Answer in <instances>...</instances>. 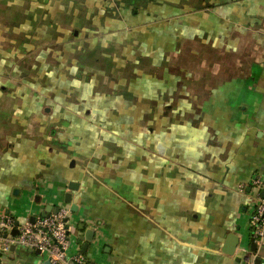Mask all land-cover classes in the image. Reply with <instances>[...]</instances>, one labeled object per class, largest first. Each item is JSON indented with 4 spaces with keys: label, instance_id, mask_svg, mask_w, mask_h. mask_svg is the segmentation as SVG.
Masks as SVG:
<instances>
[{
    "label": "crops",
    "instance_id": "crops-1",
    "mask_svg": "<svg viewBox=\"0 0 264 264\" xmlns=\"http://www.w3.org/2000/svg\"><path fill=\"white\" fill-rule=\"evenodd\" d=\"M256 175L264 0H0V264L67 193L89 264H246Z\"/></svg>",
    "mask_w": 264,
    "mask_h": 264
},
{
    "label": "built area",
    "instance_id": "built-area-1",
    "mask_svg": "<svg viewBox=\"0 0 264 264\" xmlns=\"http://www.w3.org/2000/svg\"><path fill=\"white\" fill-rule=\"evenodd\" d=\"M252 208L250 215V233L241 239V249L246 253V264H255L252 243L256 247L264 244V178L254 176L251 181ZM243 189V188H242ZM71 210L67 206H61L58 213H51L48 217L37 215L34 221L27 219L19 223V233L4 241L5 249L11 245H20L27 249L41 252L43 261L48 260L51 264H89L87 257L81 253L79 236L69 222ZM16 220L7 218L2 226L10 233L16 228Z\"/></svg>",
    "mask_w": 264,
    "mask_h": 264
},
{
    "label": "water",
    "instance_id": "water-1",
    "mask_svg": "<svg viewBox=\"0 0 264 264\" xmlns=\"http://www.w3.org/2000/svg\"><path fill=\"white\" fill-rule=\"evenodd\" d=\"M73 185L74 184H71V186H69L70 190H75L73 188L74 187ZM65 202H66V204L70 205L71 212H75V213L77 212L76 205L72 204V195L70 193H67L66 194V196H65ZM59 209H60V207L59 208H56V210L54 211V214L58 213ZM51 213H52V207L49 206V207H47L45 209V211L43 212L42 216L43 217H48V216H50ZM34 220H35V217L33 216L31 218V221H34ZM15 226H16V228L14 230H12L10 233L8 231L3 232V238L4 239H9V237H15V236L18 235L19 230L17 229V227L19 226V222L16 221ZM79 229L81 231H84L85 230L84 225H80ZM93 237H94V232L87 231V232H85V236L82 237L81 239L82 240L85 239V241L91 242L93 240ZM239 242H240V238L238 236L229 237L228 238V241L226 242L227 249H225L224 251L227 254H229V255H234L235 252H236V248H237ZM15 248H16V245H12L11 246V250H15ZM251 248H252L253 251H255L256 250V244L252 243ZM88 249H89V244L88 243L84 244V246H83V253H87ZM31 252H33V251L31 250ZM34 253H35V255L37 257H42L41 256V252L39 250L35 251ZM44 264H51V263L48 260H46V261H44Z\"/></svg>",
    "mask_w": 264,
    "mask_h": 264
}]
</instances>
